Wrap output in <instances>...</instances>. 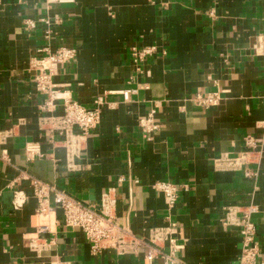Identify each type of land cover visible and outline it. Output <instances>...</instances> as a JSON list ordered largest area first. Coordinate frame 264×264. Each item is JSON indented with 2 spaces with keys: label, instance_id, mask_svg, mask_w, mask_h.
Returning a JSON list of instances; mask_svg holds the SVG:
<instances>
[{
  "label": "crops",
  "instance_id": "1",
  "mask_svg": "<svg viewBox=\"0 0 264 264\" xmlns=\"http://www.w3.org/2000/svg\"><path fill=\"white\" fill-rule=\"evenodd\" d=\"M27 20L37 27L28 29ZM263 35V0H0V132H10L0 143V264H148L110 249L94 254L53 200V211L39 214L33 179L96 210L114 189L116 223L138 236L167 226L169 217L179 227L183 264H238L239 230L221 219L226 207L255 205L264 260V147L249 155L257 178L216 168L223 155L249 152L246 137L264 140ZM60 46L77 56L53 82L88 109L99 96L108 103L74 171L62 145L39 130L45 97L31 66ZM150 46L157 54L135 64L133 50ZM125 90L134 92L129 103ZM213 92L222 97L215 108L190 102ZM152 110L161 128L149 140L138 122ZM28 144L43 157L29 158ZM157 182L180 188L172 210L153 188ZM16 192L25 198L21 208ZM33 240L44 248L31 249Z\"/></svg>",
  "mask_w": 264,
  "mask_h": 264
},
{
  "label": "built area",
  "instance_id": "2",
  "mask_svg": "<svg viewBox=\"0 0 264 264\" xmlns=\"http://www.w3.org/2000/svg\"><path fill=\"white\" fill-rule=\"evenodd\" d=\"M47 1L50 4L58 5L74 2V0ZM42 22L47 25L50 23L46 19ZM25 25L28 29L37 27L36 21L33 20H27ZM259 42L264 46V35L259 37ZM156 54L155 46L134 49L133 62L139 65ZM76 56L77 49L60 46L56 51L48 52L40 59H34L31 64L35 71L36 91L45 97L41 106V111L44 114L38 122L39 130L51 142L62 145L65 150L66 167L69 171H74L75 162L83 154L90 132L100 125L102 111L108 105L106 98L99 96L94 100L93 108L88 109L74 100L70 92L62 90L53 82L59 68L75 61ZM133 93L132 90L122 92L125 103L131 102ZM221 100V93L213 92L196 94L190 99V102L198 108L210 110L219 106ZM58 107L62 108L60 115L55 114ZM138 124L141 130L148 135L149 140L161 128L156 119L155 110L140 118ZM260 127L264 130V121L260 123ZM9 136V131L0 132V143H4ZM244 142L249 152L242 153L237 157L221 156L220 163L216 166L219 171L243 172L246 178L258 177V171L254 172L248 168V165L252 163L249 155L252 152H261L264 140L248 136ZM26 152L29 158L43 157L38 147L33 144L27 145ZM32 182L34 195L39 202L38 213L52 212L50 204L53 200L64 212L65 225L80 229L85 234L94 254H100L104 250L110 249L116 251L120 256L141 255L144 262L148 264L159 260L163 264H183L177 256L181 250V246L178 244L179 227L177 223L170 221L169 217L167 226L150 228L147 237L138 236L129 227L116 223L114 210L117 201L114 189L102 196L100 209L96 210V208L84 205L41 180L33 179ZM118 183L122 185L124 179L120 178ZM153 188L164 195L168 208L172 210L178 201L180 188L169 182H157ZM14 198L15 207L21 208L25 203L22 193L16 192ZM258 212V207L255 205L230 206L224 210V217L221 219L222 226L238 229L241 236L242 247L238 264H264V260L259 255V246L256 241L257 228L253 221L254 215ZM30 248L39 252L44 246L38 240H33ZM59 264L71 263L61 262Z\"/></svg>",
  "mask_w": 264,
  "mask_h": 264
}]
</instances>
